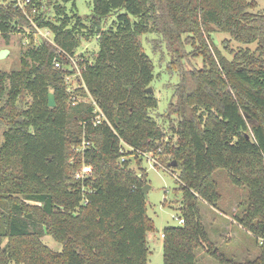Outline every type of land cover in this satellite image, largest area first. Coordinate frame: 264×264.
<instances>
[{
  "label": "trees",
  "instance_id": "16d2710c",
  "mask_svg": "<svg viewBox=\"0 0 264 264\" xmlns=\"http://www.w3.org/2000/svg\"><path fill=\"white\" fill-rule=\"evenodd\" d=\"M78 1L30 0L25 14L15 0H0L7 43L17 33L33 40L39 30L52 37L32 41L19 70L0 72V264H148L155 225L139 151L167 165L175 160L182 183L183 222L163 233L164 264H199V250L219 264H264V12H252L250 0H93L82 17ZM150 33L160 36L154 51L166 49L167 70L178 75L160 115L169 128L151 116L159 105L147 92L155 64L141 40ZM214 33L230 36L224 49ZM95 37L98 54L75 59ZM233 41L256 47L234 50ZM198 53L201 68L191 66ZM71 59L80 70L72 90ZM98 109L105 118L96 125ZM84 141L90 146L78 152ZM85 167L91 172L77 179ZM218 170L247 192L235 218L259 244L255 260L226 257L203 223L201 203L221 201Z\"/></svg>",
  "mask_w": 264,
  "mask_h": 264
},
{
  "label": "rangeland",
  "instance_id": "374dc122",
  "mask_svg": "<svg viewBox=\"0 0 264 264\" xmlns=\"http://www.w3.org/2000/svg\"><path fill=\"white\" fill-rule=\"evenodd\" d=\"M45 3L48 0H43ZM257 4V8L252 10L254 13L264 12V0H250ZM68 13L71 16V5H67ZM78 13L80 16H87L92 13L93 0H79L77 2ZM51 16L55 15V11H51ZM116 20V16H112L102 26L103 30H107ZM46 34L45 31L38 32L33 40L29 36V32L17 33L11 35L9 43L1 36L0 51L7 49L10 51L8 57L0 59V72L11 73L20 69L21 53L28 47L32 41L39 44L41 39ZM215 43L221 48L225 40H230V36L225 33H214L212 35ZM46 38V37H45ZM52 40V37L49 36ZM160 40V36L155 33H150L141 37L146 54H148L155 64V80L151 86L156 98L159 101L158 108L151 112L152 118L164 128H169V122L164 123L160 115L167 112L168 104L173 96V86L177 83V73H169L167 70L170 56L166 49L162 52H155L153 47L154 40ZM231 41V40H230ZM239 46L250 47L255 49L256 44L242 45L236 41L230 42V47L238 50ZM229 47V48H230ZM192 51V50H191ZM99 52L97 38H92L83 41V45L77 50L76 57L81 54L88 59L94 58ZM227 54V51H224ZM232 58V56H230ZM79 59V58H78ZM188 64V63H187ZM205 65L203 56L197 55V58L191 63V66L201 68ZM70 70V68H69ZM75 73L67 77V81L71 83V90L77 89V79L80 76L77 66L74 64ZM70 70V71H71ZM85 101H91L90 97L85 98ZM167 131V130H166ZM4 130H0V142ZM169 133V132H168ZM171 135L168 134V138ZM144 157L143 169L146 173L147 185L149 186L147 197V213L150 219L153 220L155 231L148 234V242L150 248L148 264H164L163 258V233L166 228L177 227L181 225L182 217L181 208L183 201L182 183L179 179V172L165 164L163 159L154 154L139 151ZM131 159H134L131 157ZM132 167L136 168L134 163ZM78 174H82V171ZM215 181L218 185L221 201L217 206H211L205 202L201 203V213L203 223L209 234L210 240L216 248L226 257L234 259L238 262L247 260H255L260 254L259 244L251 233L241 227L235 216L240 215L241 205L247 199V192L243 188L234 186L224 170H218L215 174ZM44 242L55 250H61L62 246L55 242L50 236H45ZM260 242V241H258ZM199 264H219L215 259L209 256L205 250H199L197 253Z\"/></svg>",
  "mask_w": 264,
  "mask_h": 264
},
{
  "label": "built area",
  "instance_id": "2783aa9c",
  "mask_svg": "<svg viewBox=\"0 0 264 264\" xmlns=\"http://www.w3.org/2000/svg\"><path fill=\"white\" fill-rule=\"evenodd\" d=\"M15 1L17 2V6H19V8L22 9V11H23L25 14H27L26 6L30 3V0H15ZM39 32H40V30H39ZM45 32H46V34H44V36L46 37V39L50 40V39H49V36H51V34H50L49 32H47V31H45ZM45 37H44V38H45ZM50 41H51V40H50ZM71 61L76 65V61H75L74 59H71ZM56 67H58V68L60 67V64H59L58 62L56 63ZM77 69H78V68H77ZM79 73H80V70H79ZM98 112H99V115L96 117V119H95V121H94V123H95L96 125L100 124V123L104 120V118H105V117H104V114L100 111V109H98ZM87 146H90V143L84 141L82 148H81V149H80V148L77 149V151H78V152H81V151H83L84 148L87 147ZM144 156H148V154H147V155H144ZM125 160H126L125 158L122 159V161H125ZM91 170H92L91 167H85V168L82 170V174H77V175H76V178L79 179V178L83 177L84 175L90 173ZM180 222L182 223L183 221H180ZM163 237H164V235H163ZM259 241H260V244H261V245H264V238L259 239Z\"/></svg>",
  "mask_w": 264,
  "mask_h": 264
},
{
  "label": "water",
  "instance_id": "95a60500",
  "mask_svg": "<svg viewBox=\"0 0 264 264\" xmlns=\"http://www.w3.org/2000/svg\"><path fill=\"white\" fill-rule=\"evenodd\" d=\"M10 54V51L7 50V49H3L0 51V59H4L6 57H8V55ZM148 93L152 94L153 93V89L150 87L148 90H147ZM49 107H56V99H55V96L54 94L50 93L49 94V103H48ZM177 166V162L174 161L172 163L169 164V167H176ZM148 191H149V186L146 185L144 188H143V193L146 197H148Z\"/></svg>",
  "mask_w": 264,
  "mask_h": 264
}]
</instances>
